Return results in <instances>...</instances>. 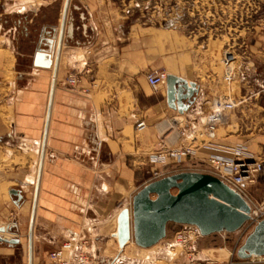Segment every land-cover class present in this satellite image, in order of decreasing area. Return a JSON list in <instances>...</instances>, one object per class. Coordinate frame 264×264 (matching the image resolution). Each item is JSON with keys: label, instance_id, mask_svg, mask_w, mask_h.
<instances>
[{"label": "crops", "instance_id": "obj_1", "mask_svg": "<svg viewBox=\"0 0 264 264\" xmlns=\"http://www.w3.org/2000/svg\"><path fill=\"white\" fill-rule=\"evenodd\" d=\"M64 4L30 0L0 14V227H12L11 234L0 235L20 240L0 243V264H29V229ZM141 4L71 0L67 24L74 29L72 36L65 32L59 58L33 227V264H48L47 250L69 241L87 254V264H182L185 256L174 240L177 224H169L166 239L151 248L129 243L121 249L118 243L119 215L153 182V171L203 172L216 148L237 144L264 163L263 26L240 58L236 89H222L245 102L210 133L212 100L227 85L222 79L203 84L180 70L167 72L199 87L187 112L170 109L166 87L154 91L145 73L167 64L163 41L174 24L149 26ZM69 77L78 80L74 88L67 85ZM141 121L146 128L140 131ZM175 122L187 124L189 135L181 137L172 127ZM182 147L193 154L180 164L172 158L167 166L150 162L153 154ZM252 184L264 199V171ZM12 190L20 191L22 199ZM213 235L196 242L202 259L248 264L237 255L244 241L236 251V240L230 247L224 242L219 249L228 256L220 257L219 249L209 248Z\"/></svg>", "mask_w": 264, "mask_h": 264}, {"label": "water", "instance_id": "obj_2", "mask_svg": "<svg viewBox=\"0 0 264 264\" xmlns=\"http://www.w3.org/2000/svg\"><path fill=\"white\" fill-rule=\"evenodd\" d=\"M71 0H65L57 45L53 81L41 149L34 205L29 229V264H33V227L37 198L47 145L49 121L59 58L65 32L73 34V24H67ZM199 87L174 74H168L166 96L168 107L184 114L194 104ZM12 195H22L12 190ZM251 207L237 192L218 178L198 172H182L153 181L138 191L132 199V207L121 211L118 218L117 239L121 249L133 242L139 248H151L167 237L169 224L194 225L203 237L217 233H235L250 219ZM12 227H0V234H11ZM17 245V238H4L0 243ZM237 255L242 260L253 256L264 257V219L246 237Z\"/></svg>", "mask_w": 264, "mask_h": 264}, {"label": "rangeland", "instance_id": "obj_3", "mask_svg": "<svg viewBox=\"0 0 264 264\" xmlns=\"http://www.w3.org/2000/svg\"><path fill=\"white\" fill-rule=\"evenodd\" d=\"M28 1L30 0H0V14L6 10L15 9L16 5L21 2ZM36 1L43 3V0ZM136 1L142 3L141 9L144 12L142 17L151 20L149 26L156 28L160 25L174 24L175 29L166 32V39L163 41L167 43L166 50L164 48L163 52L167 53L168 61L165 67L162 66L160 69L169 73H177V70H180L189 78L199 80L203 84L209 81L212 83L217 80L221 81V60L224 52L235 48L241 53L248 47L247 43L254 39L258 28L262 26L264 28V0ZM54 6H59V3ZM35 35H37L36 32ZM236 86V83L224 85L221 90L217 89L215 98L230 93L229 91L223 92L224 87H231L235 90ZM165 87L163 86L162 89ZM175 171L177 170L172 169L170 172ZM201 171L203 172L198 173L211 175L206 168ZM255 186V184L248 186L246 195L251 205L258 206L264 203V199L257 196ZM169 226L173 227L172 224ZM175 226L177 231L183 229L182 225ZM237 237L236 234H228L224 241L220 235H213L210 238L212 243L209 248L219 249L224 247L225 243L227 247H230ZM131 244L130 246L136 248L133 242ZM177 248L181 252V249ZM52 250L54 249L47 250V257Z\"/></svg>", "mask_w": 264, "mask_h": 264}, {"label": "built area", "instance_id": "obj_4", "mask_svg": "<svg viewBox=\"0 0 264 264\" xmlns=\"http://www.w3.org/2000/svg\"><path fill=\"white\" fill-rule=\"evenodd\" d=\"M247 56L246 49L241 53L235 48L228 49L224 52L221 60L222 79L225 84L231 85L235 82V74L239 65L241 57ZM168 73L165 70H151L145 73V78L149 86L158 91L159 88L166 86ZM78 83L76 77H69L67 85L74 88ZM231 93V92H230ZM218 97L212 100L211 115L207 121V129L210 133H215L218 127L226 122L225 115L235 113L238 108L245 102V99H238L233 97L232 94ZM260 94V92L258 93ZM176 129L181 137L189 135V126L180 125L175 122L172 126ZM146 123L141 121L137 125L138 130H144ZM218 151L212 154L205 161L206 169L209 173L228 185L235 192L240 194L250 205V219L239 229L236 234V249L237 250L241 241H245L246 237L254 230L256 225L264 219V203L258 206H253L247 199L246 185L255 182L259 174L264 171V163L249 158L247 148L245 145H234L222 148H216ZM193 154V150L189 147L176 148L166 150L157 154L151 155L150 162L153 165L161 164L167 166L169 158L174 159L176 163H182L187 157ZM171 172L168 170H155L152 173V180L157 181L170 176ZM183 229L175 234L174 240L179 249L185 256V261L182 264H235L231 259L228 262H222L214 258L202 259L196 249V242L202 238L200 229L194 225H182ZM227 237L230 233H220ZM235 253V252H234ZM233 253V254H234ZM48 264H87L89 257L87 254L80 250L78 245L73 242H66L60 248L52 250L48 255ZM248 264H264V257L253 256L250 259L243 260Z\"/></svg>", "mask_w": 264, "mask_h": 264}, {"label": "bare ground", "instance_id": "obj_5", "mask_svg": "<svg viewBox=\"0 0 264 264\" xmlns=\"http://www.w3.org/2000/svg\"><path fill=\"white\" fill-rule=\"evenodd\" d=\"M63 16V14H62ZM212 251V250H211ZM210 252V251H209ZM215 252L219 253L220 257H227L228 256V253L226 250H215ZM213 257V256H212Z\"/></svg>", "mask_w": 264, "mask_h": 264}]
</instances>
